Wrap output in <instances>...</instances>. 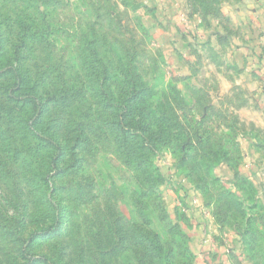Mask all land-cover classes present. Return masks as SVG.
<instances>
[{
    "label": "rangeland",
    "instance_id": "1",
    "mask_svg": "<svg viewBox=\"0 0 264 264\" xmlns=\"http://www.w3.org/2000/svg\"><path fill=\"white\" fill-rule=\"evenodd\" d=\"M0 264H264V0H0Z\"/></svg>",
    "mask_w": 264,
    "mask_h": 264
},
{
    "label": "trees",
    "instance_id": "2",
    "mask_svg": "<svg viewBox=\"0 0 264 264\" xmlns=\"http://www.w3.org/2000/svg\"><path fill=\"white\" fill-rule=\"evenodd\" d=\"M92 116H93V115H92ZM92 116H89V117L91 118ZM84 117H86V116H81V118H84ZM95 125H96V123H95Z\"/></svg>",
    "mask_w": 264,
    "mask_h": 264
}]
</instances>
